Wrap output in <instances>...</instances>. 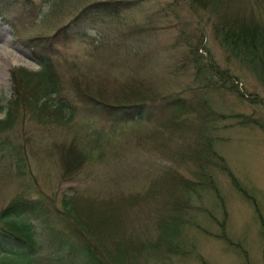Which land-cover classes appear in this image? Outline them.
<instances>
[{"label":"rangeland","instance_id":"rangeland-1","mask_svg":"<svg viewBox=\"0 0 264 264\" xmlns=\"http://www.w3.org/2000/svg\"><path fill=\"white\" fill-rule=\"evenodd\" d=\"M30 1L33 8L28 9L36 15L19 25L18 33L0 26V104L14 99L15 87L25 99L15 104L9 128L0 131V212L20 196L40 199L55 227L75 239L87 238L104 264H264V103L247 99L251 94L254 101H264V77L220 44L213 27L217 16L225 21L217 14L220 9L199 7L207 5L204 0H194L197 7L193 0H130L133 8L89 29L86 37H68L61 47L59 28L89 0ZM226 2L235 11L264 17V0ZM30 34L51 37L54 47H61L58 58H50L51 73L57 100L75 96L72 119L52 112L45 98L33 97L32 89L33 107H26L28 84L14 81L12 74L40 67L35 59L40 53L19 41ZM210 62L227 71V77L219 79ZM232 81L245 97L229 88ZM75 88L94 96L89 107L77 102ZM154 88L160 95L192 100L186 99L194 118L176 124L184 118L161 107L160 97H150L156 103L150 119L113 122L106 101L133 103L144 96L139 91L153 94ZM204 101L226 116L210 132L212 148L249 195L213 163L208 170L218 193L211 185L197 191L181 182L198 180L196 164L206 162L195 153L202 132L197 117L205 109L196 105ZM5 112L0 111V120ZM169 189L178 191L180 210L173 217L168 215L174 205ZM42 218L27 219L40 240L41 262L83 264L79 255L69 256L51 238L52 228ZM175 222L183 229L172 239L168 234ZM172 245L189 251L172 254Z\"/></svg>","mask_w":264,"mask_h":264},{"label":"trees","instance_id":"trees-1","mask_svg":"<svg viewBox=\"0 0 264 264\" xmlns=\"http://www.w3.org/2000/svg\"><path fill=\"white\" fill-rule=\"evenodd\" d=\"M192 1V0H191ZM207 5H202L199 7H209L216 6L220 9L221 12L217 13L220 17L224 16L225 21H222L218 16L216 21L213 24L214 33L219 39L220 44L226 49L229 54H232L234 57L239 58L242 62L249 67L250 70L257 73L259 76L264 77V17L261 16L260 20L253 14L250 16V13H242L241 11H235L230 8V4L227 2L223 5L225 0H204ZM31 1L23 0L20 4L16 0H0V22L1 24H7L12 28L16 29L19 23L24 22L25 17H31L36 15L35 11L30 10ZM192 3L197 7V2L192 1ZM191 3V4H192ZM216 4V5H215ZM221 6H218V5ZM33 5V4H32ZM136 4L130 0H89L87 3L83 4L80 8V12L77 13L69 22V24L59 28L60 33L68 35L69 29L75 31L77 28L87 25H98L103 21L108 19H114L120 16L123 12L130 10ZM201 5V4H200ZM205 7V8H206ZM35 9V8H34ZM211 10V9H210ZM211 12H213L211 10ZM25 14V15H24ZM27 14V15H26ZM219 19V20H218ZM65 28V29H64ZM72 31V32H73ZM71 32V33H72ZM78 33V31H75ZM27 46H31L33 51L36 49L40 53L41 57H38V60L41 64V68L38 71H30L24 68L17 69L13 71V80H20L22 83L28 84V106L33 107L30 102L29 93L32 89L33 97H38V100L45 98V101L48 102L47 108L51 109L52 112L58 114H66L69 111L70 101L66 97L64 99H56V94L58 93L57 84L54 82L52 73H51V61L52 58L54 61L57 57L58 49L54 44V41L51 37H43V39H33L32 36L25 38ZM59 42V40L57 41ZM39 49V50H38ZM40 49H47L48 53L42 56ZM198 53V47L194 49ZM40 51V52H39ZM34 53H36L34 51ZM196 60V58H194ZM198 60V59H197ZM214 74L222 77H227L225 70L221 69L219 65H215L213 62H210L209 65ZM201 72V69L198 73ZM220 79V78H219ZM229 88H233L239 92L236 88L237 85L231 82ZM225 86V85H224ZM225 87H228L227 85ZM76 95L79 97V100L89 101V97L92 96L87 92L82 91L81 89H76ZM150 90L139 91L137 95H144L136 99L133 103L123 102L114 104L106 101L105 105L108 108L107 112L110 117L113 118L115 123L123 122H135L144 119H150L156 107L155 102H150L148 99L158 98L162 99L161 107H168L173 112L175 116L179 118H184L181 122H175L179 125H184L187 123L186 118H194L195 110L192 111L191 106L192 102H188L185 97L182 96H163L159 92H154L153 94H148ZM144 93V94H143ZM152 93V92H151ZM242 97H245L244 92H239ZM81 96V98H80ZM13 97L8 101L7 106L0 104V110L7 108V113L5 119L0 120V131L9 128L13 118L15 116L12 113V110L15 109V104L20 105L25 99L22 98L21 90L18 87L13 88ZM94 97V96H92ZM170 98V101H168ZM253 95H248L247 99L251 102H261L263 100L254 101ZM20 99V100H18ZM190 100V99H188ZM104 101V100H103ZM192 101V100H190ZM196 105V104H195ZM197 107H204L205 109L198 115L197 120L199 121V128L201 126V134L199 136V150L195 153L201 158H205V163H197L195 172L198 180L190 179L182 180V183H185V186L191 188V190H203L206 186L211 185L212 189L218 193L217 188L214 187V180L209 174V167L213 163L221 167V170L226 172L229 176H232V184L244 194L246 191L240 186L239 181L236 179L235 175L225 162V159L219 154H216L212 148L213 137H211L210 132L214 130L215 123L218 120L217 115L210 109L207 101H204L196 105ZM182 116V117H180ZM244 117L246 115H243ZM225 118L226 116H221ZM250 120H245L247 123ZM173 123V122H172ZM170 123V125L172 124ZM206 135V137H204ZM1 145L6 146V141L1 140ZM188 156L197 157L193 152H189ZM213 157H215L213 159ZM217 161L219 162H216ZM208 163V164H206ZM181 177L176 179V186L180 183L177 181ZM173 185V184H172ZM174 186V185H173ZM170 190V189H169ZM172 193H168V197L173 195L174 205L171 207L172 217L179 212V205H177L178 196L175 193L178 191L170 190ZM249 195V194H248ZM163 204V203H162ZM254 204V202H253ZM175 213V214H174ZM50 211L48 208L44 207L43 202L40 199L33 198H16L12 201L7 207H5L0 212V264H42L39 257L40 253V243L37 236V232L32 223L28 219L31 216H42L44 221L52 228V237L61 246L65 248L71 256L77 254L83 260V264H104L102 260L99 259V254L96 248L93 247V244L84 237V239H75L72 235H65L62 230L57 229L49 216ZM71 215V211H69ZM182 215L181 213H179ZM165 215L168 220L169 216ZM184 216V215H182ZM178 217V216H175ZM185 218V217H184ZM71 219V218H70ZM164 219V218H163ZM186 220V218H185ZM171 221V220H170ZM174 230L171 234H168L172 239L179 235L180 231L182 232L183 224L174 223ZM264 233V232H263ZM222 240L231 243L228 238L224 235H218ZM175 255L180 254L186 256L189 250L185 249L180 245H172L169 250Z\"/></svg>","mask_w":264,"mask_h":264},{"label":"bare ground","instance_id":"bare-ground-1","mask_svg":"<svg viewBox=\"0 0 264 264\" xmlns=\"http://www.w3.org/2000/svg\"><path fill=\"white\" fill-rule=\"evenodd\" d=\"M26 221H27V219H26ZM28 222V221H27Z\"/></svg>","mask_w":264,"mask_h":264}]
</instances>
